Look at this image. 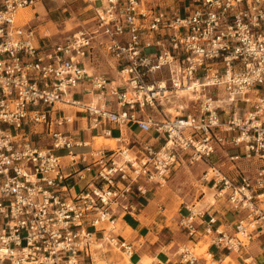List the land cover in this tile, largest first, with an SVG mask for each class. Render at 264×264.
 <instances>
[{
    "label": "built area",
    "instance_id": "2783aa9c",
    "mask_svg": "<svg viewBox=\"0 0 264 264\" xmlns=\"http://www.w3.org/2000/svg\"><path fill=\"white\" fill-rule=\"evenodd\" d=\"M46 1L0 0V264L91 262L100 225L182 163L205 166L200 181L234 218L227 231L186 208L178 226L190 240L230 252L264 235V0H84L93 16L56 41L37 15H20ZM99 56L115 79L93 71ZM83 85L88 103L75 98ZM66 107L113 141L73 173L57 154L73 161L83 144L66 131ZM72 175L84 186L65 198ZM102 239L131 264L128 242Z\"/></svg>",
    "mask_w": 264,
    "mask_h": 264
},
{
    "label": "crops",
    "instance_id": "0c3cea01",
    "mask_svg": "<svg viewBox=\"0 0 264 264\" xmlns=\"http://www.w3.org/2000/svg\"><path fill=\"white\" fill-rule=\"evenodd\" d=\"M97 4V3H94ZM59 11V16L55 13ZM30 16L45 19L46 32L50 33L59 25L62 20V25L68 21H74V25H82V23L90 19L94 12L92 7L84 0H69L65 5L58 1H46L43 7L36 9H28ZM27 11V10H26ZM56 25V26H55ZM52 34V33H50ZM106 62L110 70L109 79H115L116 73L113 69V63L107 57L99 56L93 63V71L100 73L98 68L102 62ZM75 98L82 103H88L92 96L88 94L86 85L81 86L75 92ZM66 114L71 117L72 123L66 126V131L69 133L71 139L75 143H83L82 146H74L72 155L75 157L70 161L71 157L65 154L61 156V163L66 171L73 173L86 166L92 160L91 154L98 149H109L113 146L109 144H102L96 147L95 140L102 138L105 141H112L111 139L99 137V133L92 131L89 128L88 119L84 113L79 112L75 108H66ZM112 137L118 135L117 127L114 125H107ZM126 134L134 140V137H139L138 130L135 125H129ZM150 143L157 144L154 140H149ZM64 152V151H60ZM236 150H231L230 153H235ZM58 153V152H57ZM83 159V160H82ZM200 168L201 173L205 169L202 164L187 166L185 163L177 165L173 170L182 168ZM226 170V168L224 169ZM172 171V172H173ZM200 173V176H201ZM178 175H175L177 177ZM82 184V188L77 190V187ZM67 191L64 193L65 198L75 196L83 189L84 183L77 181L76 175H72L67 181ZM161 187H154L145 198H137L132 202L133 211L122 213L120 210L116 211L113 223H102L99 231L95 232V245L92 247L91 262L89 259L84 260V264H123V258L120 253L113 247L108 246L102 237L105 234H110L118 240H125L133 248V254L130 259L131 264H181L179 251L181 248H188L194 250L198 246H206L203 254H198V261L196 264H264V235H257L250 243L240 249L239 251H226L218 249L213 245H209L207 239L198 237L190 240L184 231L178 226V220L185 215L186 208L193 209L200 214H204L205 220L208 216L216 217L223 226V229L230 231L233 225V216L228 212V208L221 202H214L211 194V201L205 200L203 195L198 200H191L189 203H184L182 206V213L170 218L167 214V209L164 204H161L157 199L158 189ZM209 189V186H207ZM210 190V189H209ZM204 193V192H203ZM231 217V220L229 219ZM83 225L92 231L90 227V218L83 219ZM200 230L202 227L199 228ZM108 232V233H107ZM100 245H102L100 247ZM190 247V248H189Z\"/></svg>",
    "mask_w": 264,
    "mask_h": 264
},
{
    "label": "rangeland",
    "instance_id": "374dc122",
    "mask_svg": "<svg viewBox=\"0 0 264 264\" xmlns=\"http://www.w3.org/2000/svg\"><path fill=\"white\" fill-rule=\"evenodd\" d=\"M169 1V0H165ZM171 6H178L182 5L185 0H170ZM99 5V3L97 4ZM60 9L55 13L56 16H59ZM21 17L30 16L29 10L21 11ZM35 18V17H34ZM41 19V18H40ZM36 21V20H35ZM39 21V20H38ZM45 22V19L42 21ZM62 20L58 23L59 25H55L56 27L53 29L54 31L50 32L53 34L52 40L56 41L58 39L64 38L68 36L70 33L76 31L78 29L77 25L74 21H68L65 25H62ZM59 30V31H56ZM101 66H99L98 70L101 74L105 75L106 77H110V68L107 66L106 62L99 59ZM70 108V107H66ZM102 144H109L113 146V141H105L102 138L95 140L96 147H100ZM57 154L63 155L64 152H58ZM200 168H182L181 170L177 169L175 172H171L169 179L166 183L158 189L157 192V200L164 204L167 209V214L170 218L175 217L177 214L182 213V206L184 203H189L191 200H198L203 195L206 196L205 200H212L211 194L212 191L207 189V186L200 181ZM175 175H178L175 177ZM82 188V184L77 187V190ZM204 192V193H203ZM177 217V216H176ZM231 220V217L229 218ZM206 246H198L194 249L196 254H203L205 250H203ZM103 264V263H101Z\"/></svg>",
    "mask_w": 264,
    "mask_h": 264
},
{
    "label": "bare ground",
    "instance_id": "6f19581e",
    "mask_svg": "<svg viewBox=\"0 0 264 264\" xmlns=\"http://www.w3.org/2000/svg\"><path fill=\"white\" fill-rule=\"evenodd\" d=\"M22 13V12H21ZM211 191V190H210ZM212 198H213V201H214V197H213V193H212ZM215 202V201H214ZM190 248V247H189ZM193 249V248H192Z\"/></svg>",
    "mask_w": 264,
    "mask_h": 264
}]
</instances>
